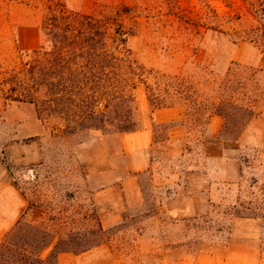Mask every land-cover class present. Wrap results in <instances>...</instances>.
<instances>
[{"label":"rangeland","instance_id":"rangeland-1","mask_svg":"<svg viewBox=\"0 0 264 264\" xmlns=\"http://www.w3.org/2000/svg\"><path fill=\"white\" fill-rule=\"evenodd\" d=\"M52 17L71 40L96 21L119 57L97 97L80 101L69 62L46 87ZM262 61L264 0H0V160L28 205L0 264H264V98L237 136L171 105V76L203 67L255 69L264 91ZM139 73L166 107H151ZM128 106L134 131L121 132L107 118ZM143 129L148 142L131 139Z\"/></svg>","mask_w":264,"mask_h":264},{"label":"trees","instance_id":"trees-1","mask_svg":"<svg viewBox=\"0 0 264 264\" xmlns=\"http://www.w3.org/2000/svg\"><path fill=\"white\" fill-rule=\"evenodd\" d=\"M51 20L48 32H50V38L59 52L53 59L49 74L51 77L45 83L47 84L46 87L50 93L54 92L56 79L59 76L55 75V72L58 71V65L69 62L77 69L79 80L75 82L74 88L80 97V101L84 102L87 99L97 97L100 83L104 80L108 68H113L120 61L118 56L104 49L103 30L96 21L83 18L78 22L77 27L79 29L75 33V37L77 35L80 37L77 36L78 39L71 40L70 27L58 22L56 17H52ZM112 42L116 48L123 45L125 43L123 33L116 30ZM64 53L67 54L64 55ZM125 58L129 72L133 71V61L131 62L128 56ZM235 66V69L229 67L222 78L216 77L208 67H203L200 75L195 77L196 79H192V77L188 79L178 75L171 76V105L182 106L185 110V117L191 125L206 126L210 118L215 115L224 120L223 132L238 134L251 119L257 116V100L264 98V91L258 86L257 70L236 64ZM141 70L145 72L143 68ZM262 70H264V66L260 71ZM136 76L139 83L146 89L151 107L153 109L166 107L167 104L160 100L154 86L146 82L144 73L136 74ZM59 78L62 76L60 75ZM114 85L113 89H116V85ZM165 91L166 95H169V89H165ZM113 114L114 116H108L107 121L111 123L116 120L119 121L117 124L121 132L134 131L131 128L134 121H130V106L124 113L114 112ZM86 116L102 121L104 115L88 113Z\"/></svg>","mask_w":264,"mask_h":264},{"label":"crops","instance_id":"crops-1","mask_svg":"<svg viewBox=\"0 0 264 264\" xmlns=\"http://www.w3.org/2000/svg\"><path fill=\"white\" fill-rule=\"evenodd\" d=\"M152 117L158 120V113H153ZM130 136L134 140L143 138L145 143L150 140L149 132L144 129L132 133ZM27 208V201L19 191L7 167L0 160V244L5 235L23 218ZM90 254L85 252L83 256L89 257ZM64 259L65 257L63 255H58L57 257L59 264H62Z\"/></svg>","mask_w":264,"mask_h":264}]
</instances>
